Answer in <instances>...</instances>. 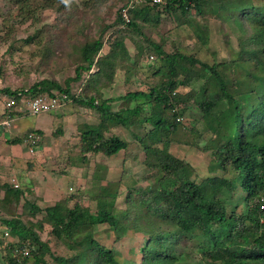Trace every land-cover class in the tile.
Here are the masks:
<instances>
[{
  "label": "trees",
  "instance_id": "obj_1",
  "mask_svg": "<svg viewBox=\"0 0 264 264\" xmlns=\"http://www.w3.org/2000/svg\"><path fill=\"white\" fill-rule=\"evenodd\" d=\"M27 1L24 3L27 4ZM209 1L211 0H162L155 3L153 0H133L128 9L130 21L125 25L122 10L130 2L125 0L115 24L119 25V29L126 26L140 37L144 35V25L148 23L146 21L157 20L154 17L158 18L163 11L169 14L179 11L189 25L188 21L192 19L191 25L204 46L208 39L205 30L207 26L194 22L197 15L205 12V5ZM218 1L219 4L215 7L217 12L229 6L226 18L230 23L233 21L243 28L248 21L254 25L261 39L258 49L254 50L251 46L248 51L249 54L253 53L252 63L258 67L259 72H255L252 66L235 60L225 61L223 65L229 63L235 67L236 70L231 68L236 79L242 76H247L249 80L264 77V9L255 6L253 0ZM108 28L109 26L97 37L83 44L79 63L75 66V75L69 77L65 84L55 78H43L29 88L13 91L5 88V99L15 98V107L20 106L21 98L52 94L57 90L68 95L74 103L95 109L99 114V124L89 125L85 130L82 129L83 124L78 125L81 133L80 161H85L87 155L102 153L111 156L126 149L128 141L111 132L107 137L106 133L119 124L132 125L133 118L143 111V105L150 102L153 103V111L143 119L153 126L149 139L154 142L174 139L169 138V135L180 128V122L177 121L179 112L174 109L182 104L181 95L176 92V88L205 77V73L214 74L221 82L222 93H208L206 100L199 106L203 117L208 121L207 130L212 132L208 148L213 151L215 167L231 176H210L197 181L192 179L194 168L189 162L176 157L167 148L164 151L146 144L144 149L147 155L155 160L150 187L134 190L128 186L121 195L114 193L108 195L110 197H101L98 199L96 213L77 201L71 206L77 194L53 206L42 208L35 200L26 198L28 191L23 186L16 185L9 179H0V207L9 209L12 206L16 211L2 222L19 238L18 243H12L7 252L10 255L9 264H26L28 256L21 257L25 248L29 249L34 258L31 264H196L191 261L189 253L180 248L181 235L193 229L206 234V239L202 242L209 261L201 264H264V212L259 210V198L264 193V105L260 103L264 99L260 94L264 87L253 89L249 100L241 101L237 97L238 93H234V86L221 77L219 64H209L181 52H167L160 44L145 36L146 48L156 51L166 63L158 71L167 75L166 80L158 82V86L153 87L149 93L138 91L120 96L125 101L142 97L147 100L139 102L133 109L114 111L111 103L113 98H105L99 89H95L105 78L113 79L118 61L131 55L123 38L110 40L109 45L105 42L104 34ZM255 39L253 36L251 41ZM105 45H108V52L102 53ZM196 65H202L203 71L196 68ZM93 67H97V71ZM241 71L246 75L241 74ZM179 72L185 74L181 81L177 80ZM86 74L89 76L88 80H84ZM79 79L85 88L81 87L80 92L76 90L74 93L70 83ZM82 91L96 93L103 98L98 102L94 96H90L87 101L79 96ZM164 111L171 112L173 120L165 118ZM30 133L33 132L25 133L23 138L15 142H23ZM238 192L245 193V201L253 202L255 212L259 215L230 212L229 204ZM121 196L126 203L123 208L115 206ZM23 200V207L31 216L43 213L42 219L51 225L52 234L65 242L75 240L78 234L92 230L97 224L107 223L122 234L127 228L134 227L147 236L145 244L140 248V261L122 262L113 249L95 238H91L88 246L78 243L69 247L67 255L52 253L49 244L41 239L39 230L26 224L23 216L15 214ZM143 208L146 209L144 213ZM48 253L52 257L51 263L46 259Z\"/></svg>",
  "mask_w": 264,
  "mask_h": 264
},
{
  "label": "rangeland",
  "instance_id": "obj_2",
  "mask_svg": "<svg viewBox=\"0 0 264 264\" xmlns=\"http://www.w3.org/2000/svg\"><path fill=\"white\" fill-rule=\"evenodd\" d=\"M24 2L25 0H0V122L10 119L12 125H8L9 129L12 126L27 129L35 128L37 120L43 116L70 118L65 122L68 123L65 128L63 122L55 121L52 128L38 131L42 137L39 148L46 149L47 152L51 151V155L46 159L38 160L40 163L38 168H41L39 169L41 171L36 172L38 176L35 177L36 183L50 182L49 176L53 177V180L55 178L58 183L63 180L65 190L63 200L77 194V198L70 205L73 206L77 201L88 207L92 213H96L98 199L101 197H110L108 195L114 193L121 195L128 186L134 190L150 187L153 182L152 166L155 160L147 155L144 149L146 144L164 151L167 148L176 157L189 162L194 168L192 179L197 181L210 176L224 178L231 176L230 173L225 174L215 167L213 151L208 148L212 132L207 130L208 121L203 117L199 106L206 100L208 93H222L221 82L214 74L204 71L205 77L176 88V92L181 95L180 101L183 105L180 104L174 109L179 112L177 121L180 122L178 131L169 135V138L174 139L156 142L149 139V132L153 130V126L143 119L149 117L153 111V103L150 102L143 105V111L133 118L132 125L119 124L106 133L107 137L111 132L128 141L126 149L111 156L102 153L87 155L85 161H80L81 133L78 125L83 124L82 129L85 130L89 125L99 124V114L95 109L71 100L62 108L42 113L43 115L21 112V114L25 113L23 116L14 111L21 106L10 109L6 107L7 94H4V89L9 88L13 91L23 87L29 88L43 78H55L65 84L69 77L75 75V66L79 63L83 44L97 37L109 26L104 34L105 42L109 45L110 40L123 38L131 55L118 61L113 79L105 78L95 89H99L105 98H113L111 103L114 111L133 109L139 102L143 103L147 100L146 97H142L129 98L125 101L121 100L120 96L138 91L149 93L153 87L158 86V82L166 80L167 75L158 72L166 63L156 51L146 48V37L160 44L167 52H181L186 56L200 58L209 64H219L218 71L221 77L234 86L233 90L236 91L234 93H238L239 100L246 102L253 89L264 87V77L249 80L247 76H242L236 79L231 68L233 66L229 63L223 65V62L239 61L259 72L258 67L252 63L253 53H248L251 46L256 50L261 42L254 25L246 21L241 28L233 21L230 23L226 18L229 14V6L217 12L215 7L218 6L219 1L211 0L205 5V12L197 15L194 22L207 26L205 30L208 39L206 45L202 46L201 39L191 25L192 19L188 21L189 25L179 11L169 14L161 10L163 11L161 15L158 18L154 17L157 20L146 21L148 23L144 25V35L139 37L126 26L119 29V25L115 24L125 0H28L27 4ZM253 3L264 9V0H253ZM253 36L256 39L251 41ZM138 44L143 48H139ZM108 45H105L102 53L108 52ZM196 68L202 71L204 69L202 65H196ZM93 70L97 71V67H93ZM241 74L245 73L241 71ZM184 75L179 72L177 80H183ZM80 79L70 83L71 91L74 93L76 90L80 92L81 87L85 88L80 84L82 82ZM88 79L89 76L86 74L84 80ZM260 94L264 96V90ZM79 96L87 101L90 96H94L98 102L103 98L96 93L84 91ZM260 103L264 105V99H261ZM163 116L173 120V115L169 111H164ZM26 132L28 131H24L23 135ZM1 133L8 134L0 130V137ZM32 155H27L29 156L27 162L26 157L23 159L22 171L25 179L10 181L14 184L19 182L18 184L27 191L37 185L29 177L30 171L34 170L36 165ZM17 163L18 161L15 166ZM15 166L12 167L16 168ZM32 196L30 191L26 193L28 200L37 202L38 198ZM244 196V192H238L231 199L230 212L247 213L249 216L259 215L255 212L253 202L247 203ZM24 200L17 209L18 213L15 214L23 216L26 224L39 230L41 239L49 244L52 253L67 255L70 252L69 247L78 243L88 246L91 238H95L101 244L113 249L122 262L140 261V248L145 244L147 236L134 227L127 228L122 234L107 223L97 224L92 230L78 234L75 240L65 242L52 234L51 225L42 219L43 213L31 216V213L23 207ZM124 203L121 196L115 202V206L123 208ZM41 204L42 208L53 206L42 202ZM145 210L143 208L142 212L144 213ZM14 211L12 206L9 209L0 207V264H9L10 255L7 252L11 249L10 245L19 241L18 236L7 229L2 222L3 219L11 217ZM205 239V233L193 229L181 235L180 248L189 253L192 262L196 264L207 262L209 257L205 254L202 242ZM25 249L29 251L28 248ZM23 252L21 257H24ZM27 256L26 264H31L34 258L30 252ZM46 259L52 262L50 253L46 254Z\"/></svg>",
  "mask_w": 264,
  "mask_h": 264
},
{
  "label": "crops",
  "instance_id": "obj_3",
  "mask_svg": "<svg viewBox=\"0 0 264 264\" xmlns=\"http://www.w3.org/2000/svg\"><path fill=\"white\" fill-rule=\"evenodd\" d=\"M62 108V107H61ZM17 114L19 115H25V113L21 114V111H19V107L16 109ZM43 115V114H42ZM40 117V116H39ZM66 119V121H65ZM68 118L67 116L65 117H53L52 115L50 116H43L39 118V120H37V126L35 128H21L19 127H14L12 126L11 129L8 128V125L5 126L6 124H4V121L8 120H4L2 122H0V130H2L3 132H7L8 134H2V136L0 137V148L2 150H0V179L2 180H11V181H23V179H25V177L23 176V159L26 157L25 161L27 162V158L29 156V154H33V160L35 162V167L34 170L30 171L29 177L33 182H37L35 180V177H38L36 172L37 171H41L38 168V165L40 164L38 160L40 159H46V157L51 155V151L47 152L46 149H42L39 148L40 147V143L42 140L41 134L38 132L40 131V129L45 130L48 127H53L55 125V121H60L64 123V128L66 127L65 122H68ZM10 120V119H9ZM11 122V123H10ZM9 122V125H12V121ZM24 131H32L33 133H36L38 136H40V140L34 150L33 153L29 152V149L25 143V140L21 143L19 142H15V140H18L19 138H23V133ZM27 133V132H26ZM23 135V136H22ZM6 146V148H4ZM24 146V147H23ZM24 148L26 150H24ZM35 153V154H34ZM14 160L15 163L18 161V163L15 166V163L13 162ZM15 166L16 168L12 167ZM19 166V167H17ZM25 170V169H24ZM21 171V172H20ZM26 171H24L25 173ZM49 178L51 179L50 182L45 181L43 184H39L36 183V186H32L30 187V193L31 195L35 196L36 198H38L37 204L41 207L42 203L46 204V205H54L55 203L62 201L63 197H64V183L63 180L62 182H57V180L53 177L49 176ZM49 179V180H50ZM19 183V182H18ZM16 183V185H20ZM28 193V192H27ZM32 196V197H33Z\"/></svg>",
  "mask_w": 264,
  "mask_h": 264
},
{
  "label": "built area",
  "instance_id": "obj_4",
  "mask_svg": "<svg viewBox=\"0 0 264 264\" xmlns=\"http://www.w3.org/2000/svg\"><path fill=\"white\" fill-rule=\"evenodd\" d=\"M143 1V0H139ZM155 3H160L162 0H153ZM133 3V0H130L127 7H124L122 10V17L125 22V25L130 21V17L128 14V9L131 7ZM71 98L66 95L62 94L57 91H53L52 94L43 93L36 95L32 98H21L19 111L25 112L31 115H39L42 113H47L53 110H56L57 108H60L62 106L67 105L70 103ZM16 103V99L9 97L6 100V107L8 109L12 108ZM9 120L4 121V124L9 125ZM40 140V136H38L36 133H30L25 138V143L29 149L30 153H33L38 142ZM259 210L260 212H264V193L261 194L259 198ZM262 222V219H261ZM24 257L29 255V251L27 249L24 250Z\"/></svg>",
  "mask_w": 264,
  "mask_h": 264
}]
</instances>
